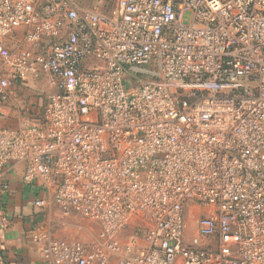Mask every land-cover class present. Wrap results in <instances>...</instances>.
Masks as SVG:
<instances>
[{"label":"built area","instance_id":"built-area-1","mask_svg":"<svg viewBox=\"0 0 264 264\" xmlns=\"http://www.w3.org/2000/svg\"><path fill=\"white\" fill-rule=\"evenodd\" d=\"M39 70L57 92L0 127V190L21 163L35 209L99 228H38L43 264H264V0H0V117Z\"/></svg>","mask_w":264,"mask_h":264},{"label":"crops","instance_id":"crops-1","mask_svg":"<svg viewBox=\"0 0 264 264\" xmlns=\"http://www.w3.org/2000/svg\"><path fill=\"white\" fill-rule=\"evenodd\" d=\"M44 76L49 78L50 89L57 92L52 86L50 75L44 70L13 83L9 90V100L0 117L1 128L18 129L23 122L29 120L34 124L40 123L42 116L37 119L38 113L34 111L37 99L32 97V88L35 80ZM23 171L21 163H11L4 168L8 190L0 193V264H43L40 246L33 241L32 235L41 227L51 232L48 224L52 216H56L52 207H58L57 205L53 204L49 209L43 210V214L33 207V202L45 195L38 187L24 184ZM44 218L47 222L45 226L43 223L39 224Z\"/></svg>","mask_w":264,"mask_h":264},{"label":"rangeland","instance_id":"rangeland-1","mask_svg":"<svg viewBox=\"0 0 264 264\" xmlns=\"http://www.w3.org/2000/svg\"><path fill=\"white\" fill-rule=\"evenodd\" d=\"M75 2L80 4V6H82V8L84 9L94 10L96 12H101L104 14H110L114 10L117 0H75ZM17 38L22 40L23 37L22 35H18ZM33 85L34 88H32V97L37 99V105L34 106V111L38 113L37 119H39L42 116L46 98L50 94H53L55 91L50 89L49 78L45 76L38 77ZM43 210L47 209L36 211L40 214H43ZM52 211L54 214H56V216H52V219L50 220V223L48 225L50 226L51 232L54 236L58 237L59 239L77 240L83 243H91L96 239L99 228L95 223L83 219L77 215H70L66 217L62 214L61 210H59L58 207L53 206ZM199 216V213L191 214L190 212H186V220L187 222H189L188 224H190L187 236H191L193 232L192 222ZM45 221L46 219L44 218L43 221L40 220L39 224L43 223L42 225L45 226L44 224L47 223ZM136 233L137 230L134 227L128 228L122 235V239L126 241L130 237L136 235ZM109 264L116 263L114 261H111Z\"/></svg>","mask_w":264,"mask_h":264}]
</instances>
